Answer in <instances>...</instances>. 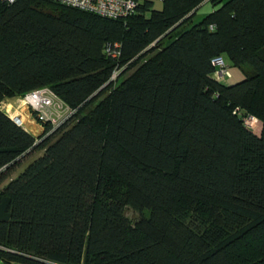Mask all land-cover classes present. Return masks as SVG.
I'll return each instance as SVG.
<instances>
[{
    "label": "trees",
    "instance_id": "1",
    "mask_svg": "<svg viewBox=\"0 0 264 264\" xmlns=\"http://www.w3.org/2000/svg\"><path fill=\"white\" fill-rule=\"evenodd\" d=\"M223 1L0 3V103L46 88L72 111L35 139L0 110V184L38 152L0 188L2 263L264 264V0Z\"/></svg>",
    "mask_w": 264,
    "mask_h": 264
},
{
    "label": "built area",
    "instance_id": "2",
    "mask_svg": "<svg viewBox=\"0 0 264 264\" xmlns=\"http://www.w3.org/2000/svg\"><path fill=\"white\" fill-rule=\"evenodd\" d=\"M15 0H0V3H12ZM59 4L78 9L84 12L92 13L104 18L116 19L125 18L135 12L137 5L141 0H48ZM160 2L161 0H156ZM211 29V27H210ZM120 45L114 43L106 45L104 48L105 56L116 59L119 57ZM214 68L212 79L218 83H225L230 78V73L223 62L222 58L215 57L210 61ZM120 71V70H119ZM119 71L115 69L110 76V81H114ZM20 108L29 111L32 120L41 127L43 125L50 126V132L55 130L60 124L66 121L72 111L65 107L48 89L42 88L34 90L19 99ZM0 110L3 111L8 118L17 126H22L21 116L14 113L8 104L4 101L0 103ZM17 110V109H16ZM18 111V110H17ZM243 126L255 131L258 127V121L252 116L242 119ZM43 132V129H42ZM41 132V133H42Z\"/></svg>",
    "mask_w": 264,
    "mask_h": 264
},
{
    "label": "rangeland",
    "instance_id": "3",
    "mask_svg": "<svg viewBox=\"0 0 264 264\" xmlns=\"http://www.w3.org/2000/svg\"><path fill=\"white\" fill-rule=\"evenodd\" d=\"M226 0H224L223 2H225ZM211 11V6H210V4L208 3L207 4V2L206 3H203V4H201V5H199V7H197V9L195 10V12H194V15L192 16V18H191V20H190V22L185 26V27H188V26H191V25H193V24H196L197 22H199L206 14H208L209 12ZM222 60H223V62L225 63V65H226V67H227V69H228V72L230 73V78L229 79H227L226 81H225V83L226 84H232V83H235V82H237V81H239V80H241V78H242V74H241V72H240V70H238V69H236V68H234V67H232L230 64H229V62H228V60H227V58L225 57V56H223L222 57ZM127 75V73L124 75V76H126ZM122 79V77L121 78H118V80H117V82L116 83H114V84H117L120 80ZM12 101L13 100H6V101H4L6 104H8V103H11V105H12V108H10V109H17V110H19V109H21L20 108V103H19V99H18V101H16V103H12ZM24 110V109H23ZM25 112L29 115V117L32 119V117H31V113L29 112V111H26L25 110ZM35 123V122H34ZM22 124H24V122L22 123ZM39 126V125H38ZM40 127V126H39ZM41 128V127H40ZM41 132H42V129H41ZM41 134V133H40ZM35 136H37L36 134H35ZM39 136H37L35 139H39L38 138ZM38 152H36V153H30V154H27V155H25L24 157H22L19 161H18V163H17V165L15 166V167H13L10 171H8L7 172V174H6V179H4L3 181H2V183H4V182H6L7 181V179L8 178H14L18 173H20L22 170H23V168L34 158V157H36L38 154H37ZM124 215H125V217L127 218V220L128 221H130V223H133L134 221H136L138 218H139V214H137V213H135V212H133V211H131V210H129V209H126L125 211H124ZM145 216H147V211H146V213H145ZM0 264H4V263H2L1 261H0ZM11 264H19V263H11Z\"/></svg>",
    "mask_w": 264,
    "mask_h": 264
},
{
    "label": "crops",
    "instance_id": "4",
    "mask_svg": "<svg viewBox=\"0 0 264 264\" xmlns=\"http://www.w3.org/2000/svg\"><path fill=\"white\" fill-rule=\"evenodd\" d=\"M203 3H206V2H203ZM202 3V4H203ZM208 4V3H207ZM211 11H212V8H211ZM210 11V12H211ZM209 12V13H210ZM243 78V77H242ZM241 78V79H242ZM240 81V80H239ZM238 82V81H237ZM236 83V82H235ZM232 84H234V83H232ZM232 84H228V85H232ZM11 100H13L12 101V103H16V101H18V99H11ZM8 106L10 107V108H12V105H11V103H8ZM11 110H13L14 111V113H17V114H19L20 116H21V119L23 120V122H24V124L21 126V128L25 131V132H27V133H29L31 136H33L34 138H36L37 136H39L40 135V133H41V128L36 124V123H34V121L29 117V115L25 112V110H23L22 108L21 109H19L18 111L16 110V109H11ZM35 134L37 135V136H35ZM13 178V177H12ZM9 179H11V178H8L7 179V181L9 180ZM6 182H4V183H1L0 184V188L5 184Z\"/></svg>",
    "mask_w": 264,
    "mask_h": 264
},
{
    "label": "bare ground",
    "instance_id": "5",
    "mask_svg": "<svg viewBox=\"0 0 264 264\" xmlns=\"http://www.w3.org/2000/svg\"><path fill=\"white\" fill-rule=\"evenodd\" d=\"M21 121L23 122V120L21 119Z\"/></svg>",
    "mask_w": 264,
    "mask_h": 264
}]
</instances>
